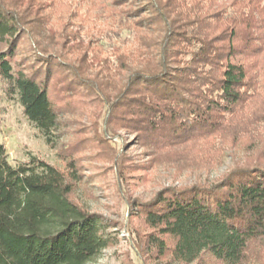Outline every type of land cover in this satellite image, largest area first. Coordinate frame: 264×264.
Listing matches in <instances>:
<instances>
[{
	"label": "trees",
	"instance_id": "1",
	"mask_svg": "<svg viewBox=\"0 0 264 264\" xmlns=\"http://www.w3.org/2000/svg\"><path fill=\"white\" fill-rule=\"evenodd\" d=\"M263 1L114 0L137 18L139 33L155 36L120 83L91 76L85 56L68 61L28 29L11 0L0 2V80L51 149L62 140L56 102L81 92L106 108L108 129L130 131L167 155V165L215 166L220 142L250 141L246 159L212 184L129 202L149 230L139 248L156 263L264 264V141L256 140L264 124ZM25 40L32 64L22 57ZM122 58L120 72L128 68ZM77 146L59 151L63 172L40 159L15 165L0 141V264H88L111 244L112 223L71 199L81 180Z\"/></svg>",
	"mask_w": 264,
	"mask_h": 264
},
{
	"label": "rangeland",
	"instance_id": "2",
	"mask_svg": "<svg viewBox=\"0 0 264 264\" xmlns=\"http://www.w3.org/2000/svg\"><path fill=\"white\" fill-rule=\"evenodd\" d=\"M11 1L24 16L28 29L41 33L43 43H51L70 62L85 56L90 75L98 74L108 83H120L129 70H136L143 62L138 56L146 53L147 45L155 37L152 33H139L135 26L137 18L128 17L127 7H116L114 0ZM215 1L230 4L234 0ZM142 34L144 41L140 42ZM21 45L23 60L32 64L30 43L25 40ZM121 56L128 62L127 71L116 69ZM56 88L60 89L59 85ZM260 93L264 94V90ZM80 94L70 95L68 103L56 102L62 109V140L58 150L51 149L39 130L25 118L18 97L11 95L0 80V141L15 165L40 159L63 172L66 165L59 158V151L64 146L78 145L79 151L74 156L82 168L81 180L71 199L112 223L107 230L111 244L88 264H160L139 248L140 238L149 230L142 219L130 215L129 202H149L169 187L212 184L246 159L250 141L220 142L222 162L215 166L198 169L183 164L167 165L164 163L167 155L154 154L130 131L108 129L106 108L89 94ZM259 129L256 140L264 141V124ZM162 262L167 264L166 260Z\"/></svg>",
	"mask_w": 264,
	"mask_h": 264
}]
</instances>
